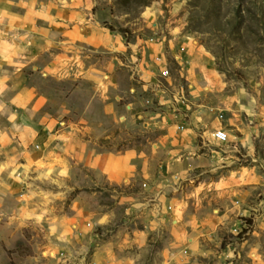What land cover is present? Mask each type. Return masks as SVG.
I'll return each instance as SVG.
<instances>
[{
    "label": "clouds",
    "instance_id": "obj_1",
    "mask_svg": "<svg viewBox=\"0 0 264 264\" xmlns=\"http://www.w3.org/2000/svg\"><path fill=\"white\" fill-rule=\"evenodd\" d=\"M264 0H0V264H264Z\"/></svg>",
    "mask_w": 264,
    "mask_h": 264
},
{
    "label": "rangeland",
    "instance_id": "obj_2",
    "mask_svg": "<svg viewBox=\"0 0 264 264\" xmlns=\"http://www.w3.org/2000/svg\"><path fill=\"white\" fill-rule=\"evenodd\" d=\"M257 155H258L261 159H264V152H259V151H258Z\"/></svg>",
    "mask_w": 264,
    "mask_h": 264
}]
</instances>
